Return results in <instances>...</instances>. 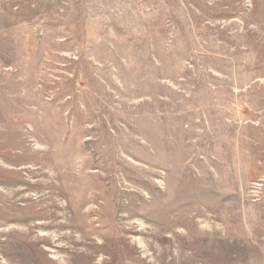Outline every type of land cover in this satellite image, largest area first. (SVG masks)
Listing matches in <instances>:
<instances>
[{"label": "rangeland", "instance_id": "374dc122", "mask_svg": "<svg viewBox=\"0 0 264 264\" xmlns=\"http://www.w3.org/2000/svg\"><path fill=\"white\" fill-rule=\"evenodd\" d=\"M0 230V264H264V0H0Z\"/></svg>", "mask_w": 264, "mask_h": 264}, {"label": "bare ground", "instance_id": "6f19581e", "mask_svg": "<svg viewBox=\"0 0 264 264\" xmlns=\"http://www.w3.org/2000/svg\"><path fill=\"white\" fill-rule=\"evenodd\" d=\"M36 182V181H35ZM33 185V184H32ZM41 185V184H40ZM45 185V184H44ZM49 186V185H48ZM42 187V186H41ZM50 188V187H49ZM27 189V188H26ZM35 189H36V187H35ZM52 192V191H51ZM46 193V192H45ZM5 196V195H4ZM11 197V196H10ZM35 201V200H34ZM29 204H31V203H29ZM32 205V204H31ZM42 206V205H41ZM40 206V207H41ZM47 206V205H46ZM51 206V205H50ZM44 207V206H43ZM23 209V208H22ZM39 209V208H38ZM46 213V212H45ZM37 215V214H36ZM9 216V215H8ZM52 216V215H51ZM39 217V216H38ZM46 217V216H45ZM29 219H30V217H29ZM13 220V219H12ZM51 221V220H50ZM14 222V221H13ZM25 222V221H24ZM48 222V221H47ZM47 222H45V226L48 224ZM26 223V222H25ZM47 223V224H46ZM3 224V223H2ZM4 225V224H3ZM26 225V224H25ZM38 225V224H37ZM51 225V224H50ZM11 226V225H10ZM13 226V225H12ZM49 226V225H48ZM5 227V226H4ZM33 227V226H32ZM34 227H36V224H35V226ZM42 227H44V226H42ZM17 228V227H16ZM15 228V229H16ZM3 230V229H2ZM2 230H0V231H2ZM6 230V229H5ZM12 231H14V230H12ZM19 231V230H18ZM1 233V232H0ZM20 233V232H19ZM22 233V232H21ZM41 234H43V233H41ZM42 237V236H41ZM39 237H37V239H38ZM44 238V237H43ZM40 241V240H39ZM49 241V240H48ZM35 242V241H34ZM38 243V242H37ZM35 244V243H34ZM9 264V263H8Z\"/></svg>", "mask_w": 264, "mask_h": 264}]
</instances>
